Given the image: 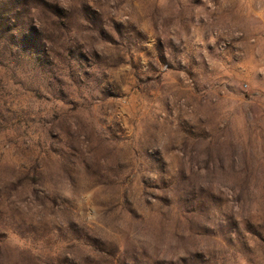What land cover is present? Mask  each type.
Listing matches in <instances>:
<instances>
[{"label":"clouds","instance_id":"9594fccd","mask_svg":"<svg viewBox=\"0 0 264 264\" xmlns=\"http://www.w3.org/2000/svg\"><path fill=\"white\" fill-rule=\"evenodd\" d=\"M0 264H264V0H0Z\"/></svg>","mask_w":264,"mask_h":264},{"label":"rangeland","instance_id":"374dc122","mask_svg":"<svg viewBox=\"0 0 264 264\" xmlns=\"http://www.w3.org/2000/svg\"><path fill=\"white\" fill-rule=\"evenodd\" d=\"M125 111H126V109H125ZM90 195V194H89Z\"/></svg>","mask_w":264,"mask_h":264}]
</instances>
